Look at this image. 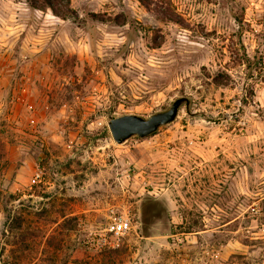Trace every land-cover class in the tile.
Wrapping results in <instances>:
<instances>
[{"label":"rangeland","instance_id":"374dc122","mask_svg":"<svg viewBox=\"0 0 264 264\" xmlns=\"http://www.w3.org/2000/svg\"><path fill=\"white\" fill-rule=\"evenodd\" d=\"M0 264H264V0H0Z\"/></svg>","mask_w":264,"mask_h":264},{"label":"water","instance_id":"95a60500","mask_svg":"<svg viewBox=\"0 0 264 264\" xmlns=\"http://www.w3.org/2000/svg\"><path fill=\"white\" fill-rule=\"evenodd\" d=\"M183 102L187 103L185 97L176 98L167 109L155 112L148 117L132 113L110 116L107 120L108 129L116 143H123L132 136L146 137L160 126L172 122Z\"/></svg>","mask_w":264,"mask_h":264},{"label":"built area","instance_id":"2783aa9c","mask_svg":"<svg viewBox=\"0 0 264 264\" xmlns=\"http://www.w3.org/2000/svg\"><path fill=\"white\" fill-rule=\"evenodd\" d=\"M255 209V206H252ZM132 228V223L127 214H120L113 217L109 224V230L116 235H122Z\"/></svg>","mask_w":264,"mask_h":264},{"label":"trees","instance_id":"16d2710c","mask_svg":"<svg viewBox=\"0 0 264 264\" xmlns=\"http://www.w3.org/2000/svg\"><path fill=\"white\" fill-rule=\"evenodd\" d=\"M31 7L35 9H44L45 7L50 8L55 15L60 16L62 13L68 10L69 0L65 1V10L63 8H59L58 5L59 0H29Z\"/></svg>","mask_w":264,"mask_h":264}]
</instances>
